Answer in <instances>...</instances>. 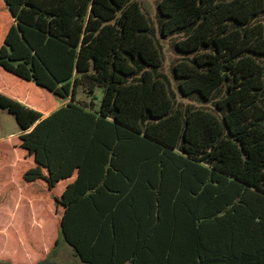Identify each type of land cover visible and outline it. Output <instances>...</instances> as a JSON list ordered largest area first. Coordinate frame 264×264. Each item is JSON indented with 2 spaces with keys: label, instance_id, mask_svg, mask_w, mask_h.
<instances>
[{
  "label": "trees",
  "instance_id": "trees-1",
  "mask_svg": "<svg viewBox=\"0 0 264 264\" xmlns=\"http://www.w3.org/2000/svg\"><path fill=\"white\" fill-rule=\"evenodd\" d=\"M157 13L177 93L211 108L175 102L137 1L0 0V108L24 132L0 205L16 185L80 264H264V0Z\"/></svg>",
  "mask_w": 264,
  "mask_h": 264
},
{
  "label": "rangeland",
  "instance_id": "rangeland-1",
  "mask_svg": "<svg viewBox=\"0 0 264 264\" xmlns=\"http://www.w3.org/2000/svg\"><path fill=\"white\" fill-rule=\"evenodd\" d=\"M135 1L139 3L142 12L148 19L152 36L162 58L161 72L166 76L171 85V90L175 93V102L185 106L211 108V102L198 105L184 99L176 91L170 68L176 60L182 59V56L175 51L173 46L180 36L174 34L166 38L160 37L158 33L160 20L157 13L158 0ZM260 20L264 25V13ZM262 63L264 65V59ZM96 94L98 96L96 104L99 105L101 90L98 89ZM78 99L86 102L89 100L82 93V90H79ZM19 133L20 130L14 117L0 108V145H10L11 140H16L21 136ZM13 193L14 203L10 199L8 203V193L6 192L0 205V264H39L38 262L44 259L47 260L46 264H79L74 258L73 249L59 235L56 220L44 217L43 214H40L36 220L33 219L29 212L30 208L28 211L25 206L27 203L17 191L16 185ZM56 239L59 240L60 244L55 247Z\"/></svg>",
  "mask_w": 264,
  "mask_h": 264
},
{
  "label": "crops",
  "instance_id": "crops-1",
  "mask_svg": "<svg viewBox=\"0 0 264 264\" xmlns=\"http://www.w3.org/2000/svg\"><path fill=\"white\" fill-rule=\"evenodd\" d=\"M60 106H61V105H57L55 108H53V109L50 110L49 112L45 113L44 116H43V118L46 117V116H48L52 111H55L56 109H58ZM23 133H24V132H21V131H20L19 135H20V134H23ZM25 133H27V132H25ZM59 244H60V243H58V245H59ZM73 252H74V251H73ZM73 255H74V258L76 259V262H79V264H80L81 261L79 260V258L76 257L75 254H73Z\"/></svg>",
  "mask_w": 264,
  "mask_h": 264
}]
</instances>
